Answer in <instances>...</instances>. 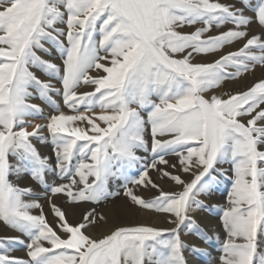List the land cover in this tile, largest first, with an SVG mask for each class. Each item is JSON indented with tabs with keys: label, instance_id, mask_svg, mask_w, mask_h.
Segmentation results:
<instances>
[{
	"label": "snow or ice",
	"instance_id": "snow-or-ice-1",
	"mask_svg": "<svg viewBox=\"0 0 264 264\" xmlns=\"http://www.w3.org/2000/svg\"><path fill=\"white\" fill-rule=\"evenodd\" d=\"M253 22L264 27V0L255 8L251 0H0V223L26 237H0V264H186L180 229L208 239L191 213L206 207L197 197L224 179L231 188L220 209L219 264H264V80L227 98L204 95L264 66V37L249 34ZM238 41L242 47L219 59L193 62ZM46 44L62 66L37 54H51ZM81 86L93 91L79 92ZM53 95L78 114L59 111ZM33 98L57 111L46 124L28 119L45 118ZM33 138L50 142L52 155H41ZM141 150L152 154L150 163ZM139 164L142 171L129 180L127 170ZM149 169L182 190L159 189L152 200L136 195L129 184L159 188ZM167 169L197 171L186 182ZM48 173L64 182L49 185ZM24 174L44 187L55 227L34 189L13 181ZM120 179L134 204L169 214L176 227L122 226L94 239L83 230L102 215L93 209L72 225L52 201L63 195L71 203L100 202L118 194L108 186ZM14 245L28 259L9 255ZM191 250L202 251L194 244Z\"/></svg>",
	"mask_w": 264,
	"mask_h": 264
},
{
	"label": "rangeland",
	"instance_id": "rangeland-1",
	"mask_svg": "<svg viewBox=\"0 0 264 264\" xmlns=\"http://www.w3.org/2000/svg\"><path fill=\"white\" fill-rule=\"evenodd\" d=\"M219 2H221V3H237V0H219ZM257 3H258V0H251V4H252L253 8H255ZM246 14L249 16H254V12L250 11L248 9H246ZM197 27H199V25H197ZM227 27H231V26L222 27L220 29H213L212 34H217V32H219V31H225V30H227ZM182 31L191 32V31H194V28L193 27H186V28L182 29ZM248 31H249L250 35H261L262 37H264V27L260 26L258 23L253 22L249 26ZM243 43H244V41L234 42L231 45H226L222 50H220L217 53L207 55V56H196L195 60L193 62H195V63H210L216 59H219V57L221 55H223L227 52H233V51L238 50L240 47H242ZM45 47H48L51 49V54H48L45 52H40V51H38L37 54L42 56V58H44V59L51 60L52 62L62 66V60L60 59L59 53L54 48H51V46L48 44H46ZM33 71H35L36 74L42 80L48 79V77L45 76V74L43 72H40L37 69H33ZM229 71H234V69H229ZM90 74L96 75V72L93 71ZM101 74H103V73L101 72ZM260 80H264V66L257 65L254 69H252L248 72L242 73L238 78L224 80L218 87L210 89L204 95H205V98H210L212 95H216V96H219L222 98H227V95H232V94L247 91L256 82H258ZM53 83L56 85L57 88H59L61 86L58 81H53ZM78 91L79 92H91V91H93V87L92 86H81L78 89ZM33 92H34V90H33ZM97 95H99V94H97ZM34 96H35V92H34ZM53 100H55L56 103L59 105V111H63L65 114H68V115L78 114V113L70 110L64 104L62 96L53 95ZM30 102L40 105V107L43 109V115L45 117L44 119H41L38 117L37 118H28L29 120H31V123H33V124H35V123L46 124L47 123L46 118L49 115L57 114V111L53 107H51L50 105H48L44 101H41L39 98H33ZM132 107H136V105H132ZM261 107L264 108V105H261ZM94 111L96 113H100L102 111V109L99 106H97L94 109ZM86 114L91 115V112H88ZM142 114H144L146 116V113L142 112ZM77 123L79 124L80 127H86L87 126L85 123H80V122H77ZM101 126L103 127L104 125L101 124ZM28 130L29 131L32 130L31 125H29ZM42 135L47 137L48 136L47 130H44ZM146 139L149 140V143L151 142L150 130L146 133ZM32 142L37 147V149L39 150L41 155H43V156H51L52 155V145L50 142H41L40 140H37L35 138H33ZM138 155L145 157V162H147V163L151 162V159H152L151 153H146L143 150H141L138 152ZM165 158L168 159L171 163L177 162V157L175 155L168 154V155H166ZM143 166H144L143 164H139L136 167L127 170L126 175H127L128 179L130 180L134 177H138V175L140 174V172L143 169ZM160 167H164V166L161 165ZM221 167H223L225 169H230V165L227 163L221 165ZM167 170L169 172H172L173 174L180 175L181 178L183 180H185L186 182L191 181L194 178L193 173L196 172V169H193V172H189V173H184V172L177 171L174 169H167ZM149 175H150L151 179L153 181H155V183L157 185H159V188H151L150 186L145 188L143 186L132 185V184L128 185V187H130L136 195L143 197L145 200H152L154 197L158 196L159 195V189H163L165 192H179L182 190L178 185L175 184L174 181H172L169 178H161V176L158 175L157 172L153 169H149ZM205 179H207V178H205ZM46 180H47V183L49 185L59 184V183L64 182L59 178L58 175L53 174V173H48ZM13 181L21 187H31L34 189L35 193H37L39 195L40 203L43 205V212L46 216V220L49 222V224H51L53 227H55L57 218L54 217V215H53V212H52V209L50 207L48 198L43 195V193L45 192L44 187H42L41 185H39L35 181H33L28 174H24V175L20 176L19 178L13 177ZM125 183H126V181L124 179L111 181L109 183V186H108L109 192L118 193V194L110 195L106 199H104L100 202L71 203L63 195L52 196V201L56 205H58L59 207L62 208V210L66 213V218H67L68 222L72 225H76V224L81 223L83 221L84 215L93 209L95 210V212L98 215H102L105 218L104 220H98L97 223H99V224H97V223L94 224V225H100L101 222H105L106 219H108L107 214H105V212H106L105 209L114 206L116 203H120L121 205L126 207V209L124 211H117V210L113 211L112 214L116 217H121V215H128L129 211L133 212V214L136 212L138 213V212L142 211L146 214L153 215L154 217H160L163 219L167 218L168 220H170V216L167 213L156 212L154 210L145 209V208H142V207L134 204L131 201V199L125 195V190L123 187V185ZM230 188H231V184H230V181L227 179L221 180L218 184L213 185L208 192L201 194L197 197V199L201 200L204 203V205H206V207L202 208V209L195 210L193 212L199 213V214L202 212H205V213L210 214L213 217H217L220 220L221 215H222L220 209L222 207H225L227 204V197H228V192H229ZM208 193H210L211 197H207ZM126 211H128V213L125 214ZM31 212L34 215L40 214V210H38V209H32ZM195 220H196V218H195ZM196 222H197V220H196ZM137 225L150 226V227H155V228H159V229H173L176 227V225H175L171 228H165L164 226H154V225H150V224H141V223L123 224V225H119L118 227L137 226ZM90 226H88V227H90ZM221 226H222V224H221ZM199 228L202 230L204 235L206 237H208L207 240L202 239L200 237V235H198L195 231H190L187 227H182L180 229V239L186 245L189 246L188 248H186L184 250V258H185L186 252H191L197 258H199V259L202 258V260H205L206 262L209 261V259L212 260V258H214V256H215L216 262L213 259L214 264H219V257L221 255V243L225 239L224 230L220 229L221 235L219 237H217V236L208 235L201 228L200 225H199ZM0 232L6 233L5 235L2 234V236H21L20 233L15 232L14 230L6 227L5 225H3V223H0ZM189 235L196 236L204 244H206L208 247H210V249H212L215 252L214 256H211L208 259V257L206 256V250L204 247H199V249L202 250L200 252H193L191 250L190 243L186 240L187 236H189ZM2 236L0 235V237H2ZM166 238H167V236H166ZM21 239H26V237L21 236ZM72 251L73 250H69V252H72ZM9 255L28 259L27 255H26V250L20 245H14L13 250L9 253Z\"/></svg>",
	"mask_w": 264,
	"mask_h": 264
},
{
	"label": "bare ground",
	"instance_id": "bare-ground-1",
	"mask_svg": "<svg viewBox=\"0 0 264 264\" xmlns=\"http://www.w3.org/2000/svg\"><path fill=\"white\" fill-rule=\"evenodd\" d=\"M197 171V170H196ZM207 197H211L210 193H208ZM126 209L125 206L121 205L120 203H116L114 206L106 208L105 214H107L108 219H106L105 222H101L100 225H91L90 227L86 228L85 234L91 236L94 239H100L104 235L109 234L113 229L118 227L119 225L123 224H132V223H141V224H150L154 226H164L165 228H171L175 226V224L170 223L167 218H160V217H154L153 215L146 214L142 211L136 212L133 214V212L128 213V211L125 212L128 213V215H121V217H116L112 214L113 211H124ZM191 215L196 218L197 223L201 226V228L210 236H217L219 237L221 235L220 229H223L221 226V219L219 220L217 217H213L208 213L202 212V213H195L192 212ZM107 218V217H106ZM172 219V217H170ZM99 224V223H97ZM1 236L2 234L5 235V232H0ZM261 244L262 247H264V237H261ZM186 240L190 243V245H196L199 247H204L206 250V256L211 257L214 256L215 252L210 249L206 244H204L200 239H198L194 235L187 236ZM216 262V258L209 259V261H205L197 258L193 253L186 252L185 253V260L186 264H214V261Z\"/></svg>",
	"mask_w": 264,
	"mask_h": 264
}]
</instances>
